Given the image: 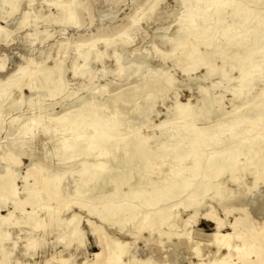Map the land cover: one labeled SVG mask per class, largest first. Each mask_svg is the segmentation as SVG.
Here are the masks:
<instances>
[{"label":"rangeland","instance_id":"374dc122","mask_svg":"<svg viewBox=\"0 0 264 264\" xmlns=\"http://www.w3.org/2000/svg\"><path fill=\"white\" fill-rule=\"evenodd\" d=\"M2 1L4 0H0V27L3 28V33L0 32V66L4 67V71H0V82L7 83L8 89L3 98L6 97L4 100H1V102H3H0V175H3L8 167L16 170L19 176L14 180V185L21 199L25 197V193L22 192L20 177L25 174L32 161L33 163H38V167L36 166L35 169H32V175L38 180L39 185H41L43 181H46L45 178L48 176V173H59L62 176L61 186L63 190L65 189V193L64 195H56L52 200L47 202V205L53 208L57 207V200H61V202L68 201V199H71V196H74L73 194L77 187L81 185L80 183L88 181L86 178L88 175L85 174L87 172L84 170L85 168L82 171L80 170L85 165L91 164L93 160V163L96 162V156L93 157L90 155L86 157L88 162L86 158H75L73 161H62V159L56 158L58 157L56 153V134V137L53 135L50 138L51 141L45 140V137L43 138V136L47 135L43 133V131L50 128H55L57 130L59 127L53 125V122L52 124L49 123V121L47 123L46 121L48 119L46 120V118H49L51 114H60L63 109L74 102L76 94L79 97H90L95 94L96 99H98L97 102H99V100L102 102L110 98L109 95L115 94L124 88L127 89L129 86L139 84L141 81L142 83L146 82L154 76L153 74H155V72H157V76H159V74L160 76H164L166 72H168L165 76L172 75L170 77L174 79L172 90L165 92V94L163 93L164 95L161 94L163 96L162 98L161 95L159 96L157 94L159 97L157 96V99L155 98L153 100V108L151 107L147 117L142 120H140V118L135 120L137 123L142 121V124H146L145 136L148 138L150 136L160 138V132L155 126L159 125L163 120L172 119L170 116L172 111L169 108L174 107L176 101L180 103H187V101L192 104L197 103L202 95L199 92V88L206 89L208 95L215 96L219 104L214 105V112H216V115H212V117L206 121V126L217 122H225V120L229 118H238L240 114L246 116L249 110L247 108L248 106L264 99V95H262L263 97L259 96L262 91L264 93V41L259 39L260 36L264 38V35L261 34H246V40H252V38L255 37L254 39L256 40L257 46L255 44L252 50L255 54L258 51L255 55V70L251 74L254 82H251V84L239 79L240 71L248 67L247 61L242 60L241 54H243V51L240 54L241 49H230V51L225 54L224 62H226V64L222 69V62L218 56L216 55V57L213 55L210 49L206 51L202 46H199L198 50L205 56L204 63L193 72L187 74L182 72L184 62L182 66H178L177 61L179 59L178 57L182 56V54H180L179 44L183 45L186 42V38H182L179 44L167 41L168 37L172 38L176 35L178 22L180 21L178 17L185 14L182 11L180 0H72L74 4H72V7L74 6L72 8V13H74L76 17L69 26L53 23L52 18L59 14L58 10L51 5V2L55 0H13L12 8L11 6L1 5ZM67 1L69 0H60L63 4ZM252 1H257L256 5L258 7L256 6L255 8L264 12V0ZM253 5L254 3H250L249 6ZM27 11L30 17L28 16L26 18L24 24H19L20 18H22L24 12ZM180 12L183 14L180 15ZM225 18V21L230 23L231 19L229 17ZM133 21H136V23L133 24ZM130 24L133 26L129 27ZM236 27L237 26H235L233 30L236 29L235 31L237 34L238 32L240 34L241 28ZM123 30L124 34H127V37H115L117 33ZM233 30L232 33L235 34H233V38H236L237 34L233 32ZM232 33H228L230 36L227 35L226 37L225 35L217 40H219V42L227 41V39L229 40L232 38ZM216 34H218V31ZM102 39L107 40L108 46H106V42ZM215 40L216 39L213 38L212 42H215ZM125 41H129V43L126 44L124 43ZM77 44H84L79 51H85L88 45L94 44L92 50H90V57L86 63H83L81 58L78 57V51L76 50ZM175 46L178 48L177 51H173ZM234 53H238V57L241 58L231 59ZM97 56L100 58L97 59ZM133 57L140 63H144L142 68L138 69L137 64L129 63ZM55 63L58 67L57 73H59V75H57L58 78L54 75L55 77L52 78L54 79L52 80V84L44 83L40 78L38 79L40 73L38 71H45L53 68ZM122 64L128 67L127 72H120V69H118ZM208 66L215 68L216 73L209 78H201ZM17 70H19V74L11 78L12 72ZM162 71L165 73L162 74ZM81 72H84L83 76H80ZM148 72H151V74H148ZM34 77L36 78V82L34 81ZM30 83L35 87L31 91L29 90ZM59 83L61 86L60 91L62 92L58 91L56 93H51L53 90H49V88L51 89L52 85H58ZM95 89L97 91H95ZM233 91H236V94L238 93L239 95L237 94V96L234 97L232 94ZM240 94L242 97H240ZM29 99L30 102L27 103ZM142 102V100L137 101L140 105ZM13 103H15L16 106H12ZM235 114L239 115L235 116ZM30 116H39L41 122L44 120L35 131L36 137L30 144H23L20 140L18 144L15 143L20 137L22 126ZM13 122H15V124ZM239 127L242 128V126ZM17 133L19 135H17ZM253 134L254 132L246 135V137L248 136V138L251 139L254 137L252 136ZM47 136L51 135L49 134ZM47 136L46 138H49ZM242 136L243 135H241V137ZM151 140L149 144L152 146V150L160 155L161 150L159 151V149L155 147L158 141ZM163 141L164 139L161 137V142ZM14 143L17 145H14ZM90 157H92V159ZM243 157L245 156H242L239 160L243 170H241L240 166L238 167L239 169L236 167L231 173L229 170L228 173H224L221 177L217 178L218 180H215L220 184V188L224 195L221 201L213 197L214 191L211 190L209 194L205 196L199 208L187 209L185 211L176 206L172 210V221L177 224L179 231L181 233L189 231V237L192 243L197 242L200 244L199 256H197V252L191 248V246L182 245L174 249L173 244H175L174 242L176 239L174 236L172 237L174 240L168 241L164 236L159 237L157 230L151 232L144 229L139 232V228L142 224L137 225L134 220L128 222L122 220L124 221H121L124 227L123 231L121 230V225L116 224V222L108 220L105 223H101L95 220V218L92 219V222L98 223L110 239L126 240L129 242L131 244L129 253L135 254L138 258L152 257L155 263L160 264L206 263L213 259V255L216 252V247L209 245L211 236L215 230L214 224L209 218L204 217L211 208L216 217H219L223 222V227L221 228L222 233L229 232L230 225L233 223L234 218L243 215L241 211L231 212L233 207H236V209L240 206L245 208L249 215L248 222L255 227L256 230L259 231V229L263 227L264 174L262 167H260L261 171L259 169L256 171L255 169L257 168L253 169L255 165L247 167L244 170L248 162L251 161V158L246 159ZM98 159L107 161L110 158ZM115 159L120 162L123 160V158ZM154 159L151 161L150 158L149 161L150 163H154L153 166L155 170V173L151 175L150 179L154 181L156 186L149 181L151 185L146 184L144 186V191H152L153 188L159 186V184H163L161 183L162 180H160V177L162 174L166 173L165 171L169 166H167V164L166 167L164 166V160L170 161L172 158H164V160L161 158ZM84 160L86 161L83 164L82 161ZM59 163L60 165H58ZM80 163L83 164V167ZM254 171H259L260 173L258 175H261L257 181L255 180L256 172ZM134 172L136 175V171ZM43 173H45V176ZM230 176L233 177L231 178ZM131 177L132 173H127L122 175L119 180L122 183H126L131 180ZM80 178L82 179L81 182ZM124 178L127 181H125ZM31 182H33L32 179H30V187L32 188ZM157 182L160 183L158 184ZM4 183L5 180L0 178V192L2 191L1 186H3ZM112 186L111 183L110 186L108 185L106 187V190H111ZM125 187L122 188L124 191L127 190ZM255 199H257V201L253 203ZM177 203H179V200H174L170 204L175 205ZM30 210L29 206H26L24 209L25 213L30 212ZM39 210L38 208L36 212L40 213ZM194 210L197 212L196 217L190 218L189 226L185 228L184 220L193 215ZM229 211L231 213H226ZM10 212H12V217L10 219L11 223H18V225L5 228L6 231H9L10 235L9 240L2 244L5 247H9L12 244L15 245L14 251L10 256L11 262H9V264L15 261L30 264H59L61 260L69 256L74 257L77 264H81L84 260H91L99 250L96 241V231L84 221V218H86V213L84 211L77 210L74 207L62 208L56 215L58 216L57 218H61L63 222L60 225L55 224L54 227L45 230H32L30 227L33 222L26 214H22L20 210L13 211V207L9 201H7L5 205H0L1 216H7ZM74 213L83 217L79 225L81 226L83 236V243L81 245H79L77 241H73L68 245L67 243L69 240L67 238H62V242L59 240V237L64 233L66 228L64 221L70 218ZM162 231L165 232L167 230L165 227H162ZM29 238L30 240L36 241L38 246L28 253L25 251V246ZM148 238L154 239L146 240ZM160 241H162V243H160ZM65 243L67 244L66 246L64 245ZM235 243L237 245L241 244L238 240H235ZM225 252V250H221V253ZM30 254L34 255L31 257ZM126 260L127 257L122 258V261L125 262ZM251 260L255 259L251 258Z\"/></svg>","mask_w":264,"mask_h":264},{"label":"bare ground","instance_id":"6f19581e","mask_svg":"<svg viewBox=\"0 0 264 264\" xmlns=\"http://www.w3.org/2000/svg\"><path fill=\"white\" fill-rule=\"evenodd\" d=\"M180 1L182 11L185 14L178 17L180 21L178 22L176 35L172 38L168 37L167 41L179 44L182 38H186V42L183 45L179 44L181 51V53H179L182 54V56L178 57L177 64L178 66H182L184 62L182 72L184 74L193 72L204 63L205 56L198 50L199 46H202L206 51L210 49L213 55H217L222 62L221 68L226 64V62H224L225 54L230 51V49H241L240 54L243 51V54H241L242 60L247 61L248 67L240 71L239 79L249 84L254 82L251 74L255 70V55L258 51L255 54L252 50L256 44L255 37L252 38V40H246V34L264 35V12L255 8L257 6V1ZM51 3L59 12L57 16L52 18L53 23L63 26L72 24V21L75 20L76 17V15L72 13V8L74 7H72V0L64 4L61 3L60 0H55ZM250 3H254V5L249 6ZM1 5L11 6L12 8L13 0H4ZM182 14L183 13L180 12V15ZM28 16V11L24 12L23 17L19 20V24H24ZM225 17L231 19H229L230 23L225 21ZM135 23L136 21H133V24ZM131 26L133 25L130 24L129 27ZM235 26L241 28L240 34L238 32L239 35L235 31L236 29L233 30ZM2 30L3 28L0 27V32H2ZM232 30L236 32V38H233L234 33H232ZM217 31L218 34H216ZM228 33H232L231 40L227 39V41L224 42H219V40H217L225 35L227 37V35H229ZM126 35L123 30L117 33L115 37L124 38V36L127 37ZM213 38L217 41L215 40V42H212ZM259 39L264 41L263 36H260ZM102 40L105 42L107 41L106 39ZM124 43L128 44L129 41H125ZM105 44L108 46L107 42ZM82 46H84V44H77L76 50L78 51V57L81 58L83 63H86L90 57V50H92L94 44L88 45L85 51H79ZM177 49L178 48L175 46L173 51H177ZM238 55V53H234L231 59L241 58L238 57ZM99 58L100 57L97 56V59ZM129 63L137 64L138 69L142 68V65H144L143 62L140 63L137 61L135 57H133ZM210 66H208L201 78L206 79L216 73V69ZM118 69H120V72H127L128 67L122 64ZM0 71H4L3 66H0ZM38 72H40L38 79L40 78L42 82L47 84H52V80H54L52 78L55 76L58 78L57 75H59V73H57L58 67L56 63L53 68L45 71L40 70ZM151 72H148V74H151ZM156 73L157 72L146 82L142 83L141 81L139 84H133L127 89L124 88L115 94L109 95L110 98L102 102L101 100L97 102L98 99H96L95 94L90 97H79L76 94L74 102L63 109L60 114H51L49 118H46V120L48 119L46 121L47 123L49 121V123L52 124L53 122V125L59 126L57 130L55 128H50L44 129L45 131H43V133L51 135H46L49 138L43 136L45 140L51 141L50 138L53 135L55 136L56 134L57 136L56 153L58 157L56 158H60L62 161H73L75 158H86L90 155L93 157L96 156V162L94 163L93 160L91 164H87L83 167L85 161L87 160L88 162L87 158L82 161L83 164L80 163L83 167L80 171L85 168L84 170L87 172L85 174L88 175L86 177L88 181L80 183L81 185L77 187L73 194L74 196H71V199H68V201L61 202V200H57V207L55 208L47 205V202L52 200L54 196L64 195L65 189L63 190L61 186L62 176L59 173H46L48 175L46 177L47 179L45 178L46 181H43L41 185H39L38 180L32 175V169H35L38 164L37 162H30L29 168L25 174L20 177L22 192L25 193L23 199L19 197L14 185V180L19 176L16 170L8 167L5 173L0 175V178L5 180V183L1 186L0 205H5L6 202L9 201L13 207V211L20 210L22 214H26L33 222L30 227L32 230H45L54 227L55 224L60 225L63 220L57 218L58 216L56 213L60 212L62 208L74 207L86 213L84 221L95 229L99 250L91 260H84L81 264H160L155 263L152 257L138 258L135 254H130L129 247L131 244L129 242L126 240L110 239L98 223L92 222L93 218L101 223H105L108 220L116 222V224L121 225L122 231L124 229L122 226V222L124 221L122 220H125V222L134 220L137 225L142 224L139 228V232L144 229L151 232L157 230L159 237L164 236L168 241L172 240L174 236L176 237L175 244L172 243L174 249L182 245L191 246V248L197 252V256H199L200 244L197 242L192 243L189 237V231L184 233L179 231L177 224L172 221V210L176 206L185 211L187 209L199 208L202 205L203 199L211 190L214 191L213 197L221 201L224 195L220 188V184L215 180L224 173H228L229 170L231 173L234 168L237 167V169H239L238 167H241L239 160L242 156H245L243 158L246 159L251 158L248 164L246 162L247 165L244 170L247 167L255 165L253 169L257 168L255 169L257 171L262 167L264 174V99L248 106L247 108L249 110L246 116L235 114V116L239 115L241 117L229 118L225 120V122L221 121L222 123L217 122L206 126V121L209 120L212 115H216V112H214V105L218 104V102L215 96L207 94L206 89L199 88V92L202 95L199 93L201 98L197 103L192 104L189 101H187V103H180L176 101L174 107L169 108L172 111L170 114L172 119L163 120L159 125L155 126L160 132V138L157 137L159 138L157 139L156 136H150L148 138L145 136L146 124H142V121L137 123L135 120L146 118L152 104H154L153 100L158 95H164L165 92L172 90L174 81V79H172L173 77H170L172 75L165 76L168 72H166L164 76H160V74L157 76ZM163 73L165 72L162 71V74ZM18 74L19 70L12 72L11 78ZM83 75L84 72H81L80 76ZM34 81L36 82V78ZM60 87L59 83L58 85H52L49 90H53L51 93H56L60 91ZM34 88L35 87L30 83L29 90L31 91ZM7 89L8 84L0 82V102L6 97L3 98ZM95 91L97 90L95 89ZM232 94L236 97L238 93L236 94V91H233ZM241 94L240 97H242ZM162 95L161 98L163 97ZM262 95H264L263 91L259 96ZM30 99L27 103L30 102ZM140 100L143 101L141 105L137 103V101ZM12 106H16L15 103H13ZM42 122L39 116L28 117L25 124L22 126L20 137L15 143L18 144L19 140L23 144L32 143V140L36 137L35 131ZM13 123L15 124V122ZM239 126H242V128ZM253 132V138L249 139L248 136L246 137V135ZM17 135L19 134L17 133ZM241 135L243 136L241 137ZM161 137L164 139L163 142H161ZM151 139L158 141L156 145H154L159 151L161 150L160 155L152 150V146L149 144ZM15 143L14 145H17ZM106 157L110 159L107 161L98 159ZM90 158L92 159V157ZM115 158H123V160L120 162ZM150 158L151 161H153L154 158H161L163 160L164 158L172 159L170 161L164 160V166L166 167V164L169 166L167 170L165 169L166 173L164 172L165 174H162L160 177V180H162L161 183L163 184L160 185V182H157L159 186L153 188L152 191H144V186L150 184L149 181L154 183V181L150 179L151 175L155 173L154 163L149 162ZM161 162L163 163L162 160ZM58 165H60V163ZM241 170H243L242 167ZM134 171H136V175ZM127 173H132L131 180L122 183L119 179L122 175ZM259 173V171L255 173L256 181L261 177V175H258ZM43 174L45 176V173ZM30 179L33 181L31 182L32 188L30 187ZM81 181L82 179L80 178V182ZM111 183L113 188L111 187V190H106V187L108 185L110 186ZM154 186H156L155 183ZM123 187L127 188V190L124 191L122 189ZM174 200H179V203L171 205L170 203ZM256 201L257 199H255L253 203ZM26 206H29L31 209L28 213L24 211ZM38 208L40 209V213L36 212ZM233 211H241L243 215L234 218L233 223L230 225V231L226 233L221 232L223 222L219 217H216L212 208L204 215L205 218H209L214 224L215 230L211 236L209 245L215 246L216 252L212 260L200 264H264V223L263 227L258 231L248 222L249 215L245 208L242 206L237 209L233 207L231 212ZM231 212L229 211L226 213L229 214ZM196 214L197 212L194 210L193 215L184 220L185 228L189 226V219L196 217ZM11 217L12 212L7 216L0 215V264H9V262H11L10 256L15 247L14 244L9 247L3 245L4 242L9 240L10 235L9 231H6L5 228L18 225V223H11ZM82 218L81 215L74 213L70 218L66 219L64 221L66 228L64 233L59 237V240L61 241L62 238H67L69 240L67 243L68 245L73 241H77L78 244L81 245L83 243V236L81 226L79 225ZM162 227H165L167 231H162ZM152 239L154 238H148L146 240ZM235 240L240 241L241 244L237 245ZM27 241L28 243L25 246V251L29 253L37 248L38 243L36 241L30 240V238ZM160 243H162V241H160ZM67 244L65 243L64 245L66 246ZM221 250H225L226 252L221 253ZM33 255L34 254H30L31 257ZM123 257H127L125 262L122 261ZM251 258L255 260H251ZM12 264L30 263L15 261ZM59 264L77 263L74 257L69 256L61 260Z\"/></svg>","mask_w":264,"mask_h":264}]
</instances>
